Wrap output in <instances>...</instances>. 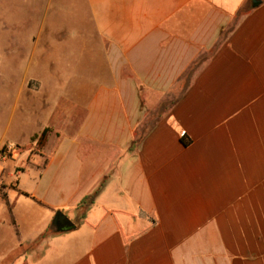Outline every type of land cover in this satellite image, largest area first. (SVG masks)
Returning <instances> with one entry per match:
<instances>
[{
    "label": "crops",
    "instance_id": "1",
    "mask_svg": "<svg viewBox=\"0 0 264 264\" xmlns=\"http://www.w3.org/2000/svg\"><path fill=\"white\" fill-rule=\"evenodd\" d=\"M82 1L0 19V264H264V0Z\"/></svg>",
    "mask_w": 264,
    "mask_h": 264
},
{
    "label": "rangeland",
    "instance_id": "2",
    "mask_svg": "<svg viewBox=\"0 0 264 264\" xmlns=\"http://www.w3.org/2000/svg\"><path fill=\"white\" fill-rule=\"evenodd\" d=\"M14 8L24 10V13L21 14L20 17H16V18L10 16L9 17L10 22H5L4 26L5 28H8V31H11L12 27L15 26L16 27V28L14 27L15 33H16V29H18L19 33H17V35L20 37V39H23V37L25 36L27 38L30 34H32L34 29L39 27V25H41L43 20L47 25L46 30L49 27V33H50V29H52L53 31H55L54 29H57L55 27L56 25L62 28L61 30L59 29L58 31V37L63 32V28L67 29L69 28V25L79 24V25L87 26L88 24L86 12H85V6L82 0H0V19H3L5 21V19H7L6 13L8 12V10L10 11ZM45 9H49V11L44 13ZM49 33L44 32L43 37L46 38V35L49 37ZM55 35L56 32H53L52 36L54 38H56ZM83 38L84 35L79 36V38L77 39L81 41ZM62 51H66V49L63 48ZM16 66L17 65H15V68H17ZM2 102H3V98L1 96V90H0V104ZM26 147L28 148L27 150H30V154L32 156L34 154L36 155L41 154L42 148L39 149L36 146V142L30 143V145L25 146V148ZM20 152L21 149H17L16 147H13L11 149L10 155L15 156ZM31 155L30 158H32ZM6 156H8L7 153ZM30 158L28 163L30 162ZM20 160H22V158L17 161L8 160L5 163V166L3 167V169H5L3 175L4 180L7 181L12 180L11 175L14 172V167L15 165H18L20 163ZM43 160L44 159H41L40 165L43 163ZM24 163L25 160L23 159V164ZM12 256H10L8 259L10 264L15 260L16 255H12Z\"/></svg>",
    "mask_w": 264,
    "mask_h": 264
},
{
    "label": "trees",
    "instance_id": "3",
    "mask_svg": "<svg viewBox=\"0 0 264 264\" xmlns=\"http://www.w3.org/2000/svg\"><path fill=\"white\" fill-rule=\"evenodd\" d=\"M48 132H50V129H44L41 133L34 135L30 138V143L36 142V146L41 149L43 148L45 141H46V137ZM181 142L183 143V145L188 146L190 143V140L188 139L186 133L183 134V136L181 137ZM135 143V141L133 142V144ZM17 149H21V151H26L28 148L26 147H19L16 146ZM5 148L3 147L0 150L1 154H4L5 152ZM22 169L20 167H17L15 169V172H19ZM104 182H101L97 188L87 197L83 198L82 201L80 202L79 206L77 207V209H81L83 211V213L85 212V210L93 203L94 197L96 196V194L100 191V189L102 188ZM26 195V194H25ZM84 216V214H82V217ZM141 217L143 218H147L149 220V222L151 224H153V220L149 217H147L144 213L140 214ZM142 232V231H141ZM141 232L133 235L131 238L139 235Z\"/></svg>",
    "mask_w": 264,
    "mask_h": 264
},
{
    "label": "water",
    "instance_id": "4",
    "mask_svg": "<svg viewBox=\"0 0 264 264\" xmlns=\"http://www.w3.org/2000/svg\"><path fill=\"white\" fill-rule=\"evenodd\" d=\"M52 225L59 231L73 227V223L60 211L53 217Z\"/></svg>",
    "mask_w": 264,
    "mask_h": 264
},
{
    "label": "built area",
    "instance_id": "5",
    "mask_svg": "<svg viewBox=\"0 0 264 264\" xmlns=\"http://www.w3.org/2000/svg\"><path fill=\"white\" fill-rule=\"evenodd\" d=\"M184 132L182 133V136H183Z\"/></svg>",
    "mask_w": 264,
    "mask_h": 264
}]
</instances>
